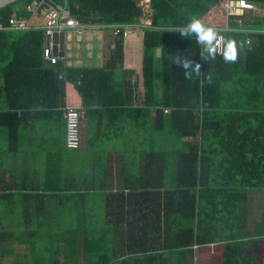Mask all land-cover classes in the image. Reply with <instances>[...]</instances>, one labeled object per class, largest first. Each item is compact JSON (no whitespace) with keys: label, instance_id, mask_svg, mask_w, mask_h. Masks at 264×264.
Returning <instances> with one entry per match:
<instances>
[{"label":"trees","instance_id":"1","mask_svg":"<svg viewBox=\"0 0 264 264\" xmlns=\"http://www.w3.org/2000/svg\"><path fill=\"white\" fill-rule=\"evenodd\" d=\"M34 1L86 24L150 23L142 70L125 69L122 34H112L103 67L65 68L44 58L43 30L0 31L1 161L17 153L32 123L62 118L68 83L88 105L114 108L126 123L116 139L131 133V150L145 155L137 174L124 159L123 186L102 195L97 218L75 209L74 195L60 196L75 190L59 167L47 174L54 185L28 193L16 175L0 193V264H197V249L212 245L223 246L222 264H263L264 210L254 233L247 213L250 194L264 201V0H246L255 9L243 14H230L228 0H19L0 17H31L22 6ZM216 12L228 22L221 33L234 42L235 60L210 55L194 33L181 32L193 17ZM157 135L177 148L159 151Z\"/></svg>","mask_w":264,"mask_h":264},{"label":"crops","instance_id":"2","mask_svg":"<svg viewBox=\"0 0 264 264\" xmlns=\"http://www.w3.org/2000/svg\"><path fill=\"white\" fill-rule=\"evenodd\" d=\"M20 7L19 4L18 8ZM31 20L33 25L42 26L45 17L39 14ZM83 24L85 29L81 33L74 29L66 31L64 56L58 57V63L63 64L65 68L103 67L109 59L111 43H113L111 30L107 25L99 22ZM144 33V30L138 29L125 40L126 70H135L138 73L142 70ZM66 107L79 109L84 114L82 147L78 151H69L65 145L66 124L63 112ZM113 110L112 107L99 106L97 103L88 105L79 95L76 87L68 83L65 107L58 110L62 112V118L58 121L45 120L32 123L25 132H22L17 153L11 154V157L4 162L1 161L4 157H0V193L7 188L11 189L10 183L20 173L25 176L20 181L27 187L22 191L23 193H28V189L37 184L54 185L57 181L56 178L54 179L55 175L47 174L55 165L56 168L59 167L60 176L64 177L60 180L66 182L70 190H75L72 193H57L60 196H63V193L74 195L75 209L90 214L97 210L98 214H101L99 208L102 207L105 211L102 195L119 190L123 186L124 175L129 172L127 167L129 157L125 159V155L130 152L131 142L128 137L132 135L130 133L122 139L118 137L116 139L117 128H122L120 131L122 132L126 123L116 121ZM1 138L6 140L5 133L0 134ZM4 139L1 142H5ZM0 145L4 146L3 143ZM3 149L5 150V146ZM137 151L140 152V149ZM141 151L143 156L141 157L139 153L138 158L144 160L145 150ZM41 154H44L43 158ZM51 159L54 162L49 164L48 161ZM124 159L128 162L126 167H124L126 165ZM139 169V167L136 169V174Z\"/></svg>","mask_w":264,"mask_h":264},{"label":"built area","instance_id":"3","mask_svg":"<svg viewBox=\"0 0 264 264\" xmlns=\"http://www.w3.org/2000/svg\"><path fill=\"white\" fill-rule=\"evenodd\" d=\"M41 2L34 1L31 4H24L22 8L30 12L31 17L22 18H11L8 23H5L0 17V31H16V32H27L32 29H41L45 33V39H52L55 33L62 31L76 30L82 32L85 29L84 24L73 17H67L65 13L60 12L58 9H45L40 15L45 17L44 24L42 26H36L32 24L31 18L38 16V9L41 6ZM224 7L230 14L243 13L248 10H254L255 6L246 0L230 1L225 2ZM148 24H123L110 26L112 34L115 38L121 34L126 40L134 32L135 28H148ZM215 47L219 55L223 54L225 49V39L222 34H218V38L215 42ZM44 58L50 64L58 63V56L53 55L51 47L45 44L44 47ZM82 118L83 112L75 108H66L64 111V119L66 121V147L70 151L78 150L82 146Z\"/></svg>","mask_w":264,"mask_h":264},{"label":"rangeland","instance_id":"4","mask_svg":"<svg viewBox=\"0 0 264 264\" xmlns=\"http://www.w3.org/2000/svg\"><path fill=\"white\" fill-rule=\"evenodd\" d=\"M222 16H223L222 13L216 12L210 18L205 17L201 21L204 23L208 22V24H212V25L222 26L223 23L225 22V19ZM143 139H145V137H143ZM175 145L171 140L166 139L164 135L162 137H159L157 135L153 147H156L159 151L167 152V151L176 149L177 146ZM40 156L43 158L44 154H41ZM126 157H129V165L131 166L130 171L132 170V172L136 173V169L140 166L141 162L138 156L136 155V152L131 150V147H130L129 154L125 155V159ZM175 171H176V168L171 164L169 168V174H174ZM63 178L64 177H61L60 179H63ZM249 197L250 199H249L248 213H247V228L252 233H254L256 225L260 223L262 220V213L264 210V201L262 199V196L258 195L257 193H252L249 195ZM100 209L103 210L102 207ZM63 212L64 214L68 215L67 209H63ZM93 215L96 218L98 217L99 214L97 210L95 211ZM196 253H197L196 255L197 264H222V253H223L222 245H212V246H208L204 248H198Z\"/></svg>","mask_w":264,"mask_h":264},{"label":"clouds","instance_id":"5","mask_svg":"<svg viewBox=\"0 0 264 264\" xmlns=\"http://www.w3.org/2000/svg\"><path fill=\"white\" fill-rule=\"evenodd\" d=\"M230 1H234V0H230ZM240 1V0H238ZM237 2V1H235ZM225 4V3H224ZM226 9V8H225ZM45 10V9H44ZM59 10V9H58ZM65 11H69L67 9H64ZM60 12H63L61 10H59ZM70 12V11H69ZM65 15L67 14V12H64ZM244 13V12H243ZM243 13H235V14H243ZM42 14V13H41ZM42 16V15H41ZM67 16V15H66ZM71 13L69 16L70 17ZM74 18V17H73ZM77 19V18H76ZM79 20V19H78ZM81 21V20H80ZM82 22V21H81ZM83 23V22H82ZM228 23V22H227ZM227 23H224L222 26H217L216 27H212L210 25H206L204 24L199 18L193 17L187 24L186 26H184L181 29V32L183 35H191V34H195L198 41L201 43L202 46H204V50L209 53L210 55H215V53L218 54L216 47H215V42L218 38V34H222V30H228V25ZM86 24V23H85ZM110 30V26H107ZM149 28V27H148ZM148 28H135L134 32L136 30H145ZM178 29V28H177ZM66 32V31H65ZM133 32V33H134ZM132 33V34H133ZM112 34V31H111ZM223 35V34H222ZM128 39V38H127ZM225 39V37H224ZM125 40V39H124ZM233 44L234 42L232 41H228L225 44V49L223 51L224 58L226 60H235L236 58V52L233 50ZM188 64L187 62L185 63V67H187ZM66 108H73V107H66ZM65 108V109H66ZM64 109V111H65ZM76 109V108H75ZM79 110V109H78ZM81 111V110H80ZM167 113H169V110H166ZM63 117H64V112H63ZM84 117V114H83ZM65 120V119H64ZM66 122V121H65ZM82 125H83V119H82ZM65 145H66V141H65ZM67 148V147H66ZM81 149V148H80ZM68 150V149H67ZM70 151V150H69Z\"/></svg>","mask_w":264,"mask_h":264},{"label":"water","instance_id":"6","mask_svg":"<svg viewBox=\"0 0 264 264\" xmlns=\"http://www.w3.org/2000/svg\"><path fill=\"white\" fill-rule=\"evenodd\" d=\"M17 1H19V0H0V9L5 8L9 5H12V4L16 3ZM49 8H50V6L46 2H43L38 9V13L40 14V13H42V11L44 9H49ZM58 9L63 11V13L67 12V14H66L67 16L70 15V12L63 10V7H58ZM65 37H66V32L62 31L59 33H55L53 35L52 39L47 38V40H46L47 46L52 48L54 56H58V57L64 56V49L66 47ZM161 54H162V49L158 48L157 57H160Z\"/></svg>","mask_w":264,"mask_h":264}]
</instances>
